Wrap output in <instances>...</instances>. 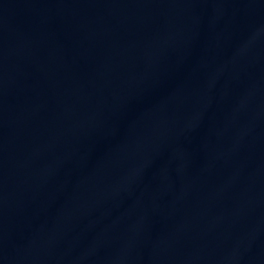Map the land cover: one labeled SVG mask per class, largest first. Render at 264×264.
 <instances>
[{
    "label": "water",
    "instance_id": "water-1",
    "mask_svg": "<svg viewBox=\"0 0 264 264\" xmlns=\"http://www.w3.org/2000/svg\"><path fill=\"white\" fill-rule=\"evenodd\" d=\"M110 264H264V0H122Z\"/></svg>",
    "mask_w": 264,
    "mask_h": 264
}]
</instances>
